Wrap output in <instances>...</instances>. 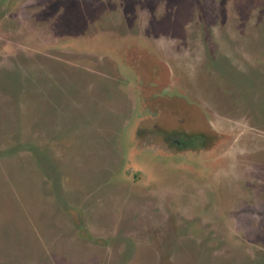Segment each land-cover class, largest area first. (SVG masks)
<instances>
[{"label": "rangeland", "instance_id": "rangeland-1", "mask_svg": "<svg viewBox=\"0 0 264 264\" xmlns=\"http://www.w3.org/2000/svg\"><path fill=\"white\" fill-rule=\"evenodd\" d=\"M0 264H264V0H0Z\"/></svg>", "mask_w": 264, "mask_h": 264}]
</instances>
